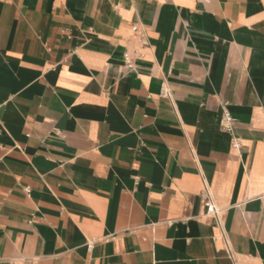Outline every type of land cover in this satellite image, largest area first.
<instances>
[{
  "label": "crops",
  "instance_id": "obj_1",
  "mask_svg": "<svg viewBox=\"0 0 264 264\" xmlns=\"http://www.w3.org/2000/svg\"><path fill=\"white\" fill-rule=\"evenodd\" d=\"M0 264H264V0H0Z\"/></svg>",
  "mask_w": 264,
  "mask_h": 264
},
{
  "label": "built area",
  "instance_id": "obj_2",
  "mask_svg": "<svg viewBox=\"0 0 264 264\" xmlns=\"http://www.w3.org/2000/svg\"><path fill=\"white\" fill-rule=\"evenodd\" d=\"M133 31L137 32L138 31V27L134 26L133 27ZM142 39L143 38H140V40L144 42L145 40H142ZM135 55H137V52L135 53ZM133 58L134 57L129 55V54L125 55V63L127 65H131L132 62H133ZM162 96L164 98H170V94H169L167 89H164L162 91ZM235 121H236L235 118L232 116V114L229 112V110L226 108V106L223 107V113H222V118H221V127H222V129L227 131V132H229V133H232ZM233 143H234V147L235 148H239L240 147L238 141L235 138H233ZM206 208H207L208 214H211V215L218 214L217 208L214 206V204L211 201H207L206 202Z\"/></svg>",
  "mask_w": 264,
  "mask_h": 264
}]
</instances>
